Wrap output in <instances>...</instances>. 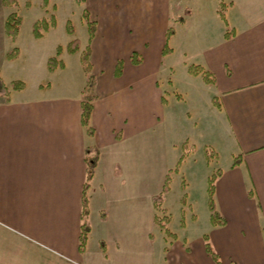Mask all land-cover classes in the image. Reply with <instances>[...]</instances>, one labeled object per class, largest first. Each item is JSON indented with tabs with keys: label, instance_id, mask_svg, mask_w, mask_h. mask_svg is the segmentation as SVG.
Instances as JSON below:
<instances>
[{
	"label": "crops",
	"instance_id": "obj_1",
	"mask_svg": "<svg viewBox=\"0 0 264 264\" xmlns=\"http://www.w3.org/2000/svg\"><path fill=\"white\" fill-rule=\"evenodd\" d=\"M173 1L83 3L96 22L89 44L92 134L81 123L87 74L82 64V71L78 64L68 71L65 54L73 53L65 49L64 67L51 72L62 75L61 84L0 94V264H264V0H223L231 3L226 23L219 2L207 0L213 11L203 29L191 26L193 11ZM166 43L171 50L162 54ZM190 64L212 72L213 82L190 74ZM178 67L188 72L190 89L203 94L202 114H184L196 118L203 150L210 145L218 159L213 199L222 225L210 222L205 150L204 168L188 166L186 179L177 144L167 142L169 135L156 143L162 119L175 115L179 99L167 78ZM166 176L163 213L154 198ZM84 191L89 230L80 250ZM174 205L181 219L172 229ZM156 215L169 216L174 237Z\"/></svg>",
	"mask_w": 264,
	"mask_h": 264
},
{
	"label": "rangeland",
	"instance_id": "obj_2",
	"mask_svg": "<svg viewBox=\"0 0 264 264\" xmlns=\"http://www.w3.org/2000/svg\"><path fill=\"white\" fill-rule=\"evenodd\" d=\"M1 1L2 0H0V78L9 88L11 87V81L20 80L25 83L27 94H32L38 89V86L40 87L39 89H42L49 84L53 86L61 84L63 82L62 75L60 73L58 77L53 75L51 73L52 71H49L46 67V60L49 56L55 54V49L58 44L62 45L63 50H66V44L73 37L79 39L81 50L77 53L65 54V60L68 65L67 69L68 71L70 69L74 74L75 66L78 64L82 71L80 54L88 43L86 22L82 17V11L85 8L83 3H77L75 0H17L18 5L16 7H11L3 6ZM173 2L183 11L186 8L193 11V17L190 18V22L191 26L195 29H203L207 23H210V15L212 13L211 11H213L211 2L213 1L174 0ZM217 2L219 1L216 0L213 3ZM14 10L21 15L22 20L16 37L12 39L5 34L3 25L8 14ZM51 14L55 16V26L44 32L42 37H34L32 35L33 24L41 18H49ZM67 20H70L74 27V34L72 35L65 30ZM14 47L18 50L14 51ZM8 53L14 54L15 57L11 59L7 58ZM168 74L167 79L174 80L170 87L172 91L171 94H174L179 100L174 99L172 102L175 115L172 117L166 115L162 119L164 130L156 135V143L160 144L159 138L163 140L165 136L169 135L170 137L167 139V142L171 139L172 142L177 144L180 157L182 155L181 158L184 159L183 172L186 174V179H188L189 174L187 170L188 166L198 167L199 170L204 168V150L208 149V166L212 173L217 166L218 159H215L214 153H210V150H212L210 145L204 146L203 150V139H201L198 134L200 127H194L193 124V122L196 121V115L198 116V114H202L203 112V109H201L202 106L200 107L199 104L201 103L203 94L197 90L194 92L193 89H190L187 83V78L189 77L188 72L182 67H178L176 71ZM171 74H173V78H171ZM11 91L13 90L10 88V92ZM164 95H167L166 91ZM181 96L183 99H180ZM185 111H191L195 117L188 119L184 114ZM189 148H191V150L188 155L187 150ZM164 149L165 148L161 150L163 151ZM223 161L224 159L221 158L220 163ZM177 184H179V180ZM177 184L174 181V189H178ZM174 210L175 205L171 208V212L174 214V218L170 225L172 229L178 227L179 219H181L179 211L177 212ZM187 211L188 210L184 211V219L187 222H192L189 220L190 215ZM194 211L198 218L196 221L197 224L202 226V224H204V219L202 209L198 204V197Z\"/></svg>",
	"mask_w": 264,
	"mask_h": 264
},
{
	"label": "trees",
	"instance_id": "obj_3",
	"mask_svg": "<svg viewBox=\"0 0 264 264\" xmlns=\"http://www.w3.org/2000/svg\"><path fill=\"white\" fill-rule=\"evenodd\" d=\"M77 3H84L85 0H75ZM2 5L3 6H11V7H16L18 5L17 0H2ZM45 4V3H44ZM231 3H226L223 0H219L218 3V14L222 18V20L226 23V18H225V12L228 6ZM82 17L84 18L86 22V28H87V45L85 48L81 51L80 54V62L82 64L83 70L87 74V83L84 88V93H83V101L81 104V123L82 125L86 128V132L89 134L93 133V127L90 125L89 120H90V114L92 111V100L95 97L94 94V85H95V78L93 74L91 73V62H90V41L94 35L95 29H96V22L91 19L89 12L87 11L86 8L82 11ZM21 15L16 11H12L8 14L4 21L3 29L5 34L14 39L18 33V30L20 28L21 24ZM55 26V16L54 14H51L49 18H41L37 20L32 27V35L36 38L42 37L43 33L48 31L50 28ZM65 30L69 34H74V27L72 26L70 20H67L66 25H65ZM173 33V29L170 27L168 28L166 32V38H168L171 34ZM225 35H229V28L226 29ZM79 39L77 37H73L67 44H66V51L69 53H75L79 50ZM14 51H17L18 49L14 47ZM171 48L167 45V43L164 45L162 49V54H166L170 52ZM63 51L62 45L58 44L55 49V54L51 55L47 58L46 60V67L49 71H53L56 68H63L64 67V62L60 58V54ZM15 55L12 53L7 54V58H14ZM131 60L135 63H138L140 61L139 57H137L136 53H132L131 55ZM188 71L192 75H200L205 82L211 83L214 80L212 72H210L207 69H204L202 66L198 64H190L188 66ZM120 72V65L118 64L115 68V73L118 74ZM10 88L14 91L22 90L25 87V83L20 80H14L11 81L10 83ZM10 88L3 82V80L0 78V94L6 95L8 97L10 93ZM213 103L219 106L218 99L216 97L213 98ZM208 149H205V155L208 158L209 153L207 152ZM210 153H214L212 150H210ZM238 159L234 160L233 164H236ZM179 162V161H178ZM95 164V159H91L88 161V171H87V179L91 177L93 167ZM220 174V169H215L207 179V206L210 212V222L213 225H222L225 221L223 216L220 214L218 209L215 206L214 199H213V194H214V183L216 177ZM169 188V177H165V181L163 184L162 191L157 194L154 198V202L156 205V209L164 213V209L161 208V202H162V194L167 191ZM182 202H184V198H182ZM87 197L84 191L83 194V205H82V218L84 221L82 222L81 225V235H80V242H79V248L80 250L83 249L85 241H86V236L89 230V225L86 220L87 216ZM155 221L156 224L164 229V232L171 236L174 237L175 234L172 233L167 227L166 224L169 221V216L168 215H156L155 216ZM205 247L208 253L211 255V257L214 259L215 262L219 263V259L217 254L212 250L209 242L207 241V237L205 236Z\"/></svg>",
	"mask_w": 264,
	"mask_h": 264
}]
</instances>
